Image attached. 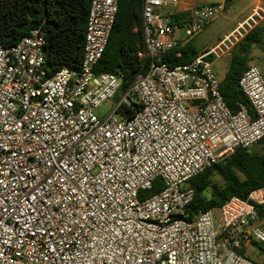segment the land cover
Returning <instances> with one entry per match:
<instances>
[{
	"label": "built area",
	"instance_id": "2783aa9c",
	"mask_svg": "<svg viewBox=\"0 0 264 264\" xmlns=\"http://www.w3.org/2000/svg\"><path fill=\"white\" fill-rule=\"evenodd\" d=\"M192 2L143 0L138 59L149 64L118 100L123 76L95 68L119 0H91L78 71L48 76L42 26L15 46L0 44V264H261L245 252L255 248L264 257L257 210L264 188L191 216L187 183L264 138L257 66L238 81L254 117L242 105L237 112L227 106L213 68L260 26L264 8L255 6L217 44L171 68L163 57L227 5ZM183 12V24L174 23ZM113 100L110 114H101ZM157 179L163 189L140 200Z\"/></svg>",
	"mask_w": 264,
	"mask_h": 264
},
{
	"label": "trees",
	"instance_id": "16d2710c",
	"mask_svg": "<svg viewBox=\"0 0 264 264\" xmlns=\"http://www.w3.org/2000/svg\"><path fill=\"white\" fill-rule=\"evenodd\" d=\"M90 3L91 0H0V44L15 46L32 30L42 26L46 31L44 68L48 76L64 67L78 71L84 55ZM142 7L143 0H119L114 28L95 68L96 74H121V93L139 73H145L149 64L148 59H138V53L143 50ZM186 15L185 12L175 14L172 21L182 25ZM263 37L261 25L247 35L235 48L220 82L221 95L233 112L242 105L254 117L250 101L239 88L238 81L249 67L250 55L262 43ZM202 53L190 40L180 49L168 52L163 62L174 68L192 62ZM133 113L121 110L123 115ZM257 144L264 150V138ZM187 186L194 190L189 206L191 216L199 211L217 210L234 197L247 200L252 191L264 188V153L254 152L250 147L238 148L228 158L192 178ZM162 189L163 184L157 179L151 190L140 192L139 199L150 198ZM257 210L259 220L263 221L264 208L257 207Z\"/></svg>",
	"mask_w": 264,
	"mask_h": 264
},
{
	"label": "rangeland",
	"instance_id": "374dc122",
	"mask_svg": "<svg viewBox=\"0 0 264 264\" xmlns=\"http://www.w3.org/2000/svg\"><path fill=\"white\" fill-rule=\"evenodd\" d=\"M193 1L194 2L192 3H195V1L197 2L200 0ZM254 2L255 0H231L229 3L227 2L224 13L218 19L205 27V29L193 39L195 47L198 50L205 52L217 44L224 37V35L234 29L239 21L246 17V15L249 13L250 5H252ZM181 8L182 10L188 9L186 6H181ZM182 36L183 33H179L177 35V37ZM229 61L230 60H227V58H224L214 63L213 68L219 80H222L225 77ZM249 65L257 66L264 79V37L262 43L255 47L252 51ZM121 95L122 93L119 91L117 96L121 97ZM115 101L116 100H113L106 104L100 113H105L106 115L110 114V112L115 107ZM116 117L119 116L116 115ZM250 149L254 152L264 153L262 146L259 144L251 146ZM262 230L264 231V222L262 223ZM260 253L261 252L255 248H249L245 252V255L250 258H257L261 264H264V257Z\"/></svg>",
	"mask_w": 264,
	"mask_h": 264
},
{
	"label": "crops",
	"instance_id": "0c3cea01",
	"mask_svg": "<svg viewBox=\"0 0 264 264\" xmlns=\"http://www.w3.org/2000/svg\"><path fill=\"white\" fill-rule=\"evenodd\" d=\"M259 5L262 6V7L264 8V0H255V2H254L252 5H250V7H249V8H250L249 13L246 15V17H245L243 20L239 21V22L237 23V25L240 24L241 22H243V21H244V20H245L250 14H251L252 9H253L255 6H259ZM237 25H236V26H237ZM260 25L264 27V21H263ZM236 26H235V27H236ZM235 27H234V28H235ZM232 30H233V29H232ZM232 30H231V31H232ZM134 31H136V29H135ZM231 31H230V32H231ZM230 32H229V33H230ZM229 33H227V34H229ZM227 34H226V35H227ZM226 35H224V36H226ZM234 50H235V49H234ZM232 55H233V54H232ZM231 57H232V56H230L229 58H227V60H230ZM250 57H251V55H250ZM263 222H264V220L261 221V224H262Z\"/></svg>",
	"mask_w": 264,
	"mask_h": 264
},
{
	"label": "water",
	"instance_id": "95a60500",
	"mask_svg": "<svg viewBox=\"0 0 264 264\" xmlns=\"http://www.w3.org/2000/svg\"><path fill=\"white\" fill-rule=\"evenodd\" d=\"M258 247L259 248H264V244H259Z\"/></svg>",
	"mask_w": 264,
	"mask_h": 264
}]
</instances>
